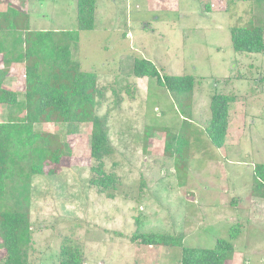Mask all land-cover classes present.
Returning <instances> with one entry per match:
<instances>
[{"label": "rangeland", "instance_id": "rangeland-1", "mask_svg": "<svg viewBox=\"0 0 264 264\" xmlns=\"http://www.w3.org/2000/svg\"><path fill=\"white\" fill-rule=\"evenodd\" d=\"M10 3L24 8L31 30H77V0H0V11ZM250 26L264 28V2L96 1L95 28L80 32L72 54L83 71L97 73L103 96L96 112L107 120L113 151L104 170L117 186L102 192L92 182L91 123L36 125L66 138L72 153L55 175L31 181L30 264H60L66 238L79 245L84 264H180L182 247L213 248L237 223L229 264H264V185L254 175L264 164V52H236L230 33ZM17 36L0 34L15 47L0 62L20 53ZM142 58L161 75L194 78L191 121L156 79L134 76ZM23 70L20 63L4 83L20 103ZM215 94L232 97L222 148L205 131ZM22 115L0 106V122ZM168 131L189 141L185 157L166 151ZM136 233L182 235L183 244L147 246Z\"/></svg>", "mask_w": 264, "mask_h": 264}, {"label": "trees", "instance_id": "trees-1", "mask_svg": "<svg viewBox=\"0 0 264 264\" xmlns=\"http://www.w3.org/2000/svg\"><path fill=\"white\" fill-rule=\"evenodd\" d=\"M97 0H77V30H31L24 8L10 3L0 11V34L17 33L15 43L20 53L0 62V106L22 112L0 122V248L4 251L1 264H30L34 248L30 220L31 181L37 175H55L64 157L71 156L67 139L36 130L44 123L92 124V182L102 192L115 189L118 178L106 174L104 160L113 151L106 118L97 115L103 93L98 87L96 72H85L72 54L81 31L95 28ZM264 2V0H237ZM233 48L239 53L264 52V28L259 26L230 29ZM0 39V56L13 49ZM23 46V47H22ZM9 51V52H8ZM24 63L25 101H18L15 91L4 87L6 78ZM133 74L137 78H154L170 92L178 103L185 104L186 121L192 120L191 106L195 80L190 75H161L155 64L136 59ZM232 97L215 94L210 100L211 120L205 128L207 136L218 148L225 145L229 105ZM189 141L179 133L168 131L166 151L185 157ZM254 175L264 185V164L255 165ZM241 234V224L230 228L229 239H219L213 248L182 247V235L136 233L135 239L147 246L182 247L180 264H229L234 254L233 241ZM60 264H84V255L77 243L66 238L61 246Z\"/></svg>", "mask_w": 264, "mask_h": 264}]
</instances>
